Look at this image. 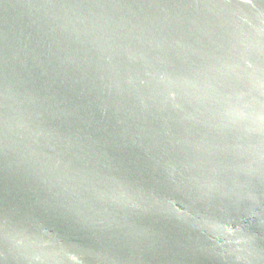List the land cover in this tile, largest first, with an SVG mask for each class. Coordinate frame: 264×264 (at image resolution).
<instances>
[{"label":"water","instance_id":"1","mask_svg":"<svg viewBox=\"0 0 264 264\" xmlns=\"http://www.w3.org/2000/svg\"><path fill=\"white\" fill-rule=\"evenodd\" d=\"M0 264H264V0H0Z\"/></svg>","mask_w":264,"mask_h":264}]
</instances>
